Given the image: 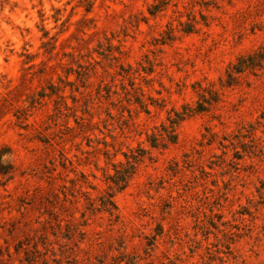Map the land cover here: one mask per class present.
I'll return each instance as SVG.
<instances>
[{
  "label": "rangeland",
  "instance_id": "rangeland-1",
  "mask_svg": "<svg viewBox=\"0 0 264 264\" xmlns=\"http://www.w3.org/2000/svg\"><path fill=\"white\" fill-rule=\"evenodd\" d=\"M1 155L0 264H264V0H0Z\"/></svg>",
  "mask_w": 264,
  "mask_h": 264
},
{
  "label": "trees",
  "instance_id": "trees-1",
  "mask_svg": "<svg viewBox=\"0 0 264 264\" xmlns=\"http://www.w3.org/2000/svg\"><path fill=\"white\" fill-rule=\"evenodd\" d=\"M2 159V155L0 156V160ZM11 169V168H10ZM0 173L2 174V175H7L8 173H9V171H7V172H5V170H2V168H0ZM117 173V175L119 174L118 172H116ZM125 177L126 176H124V178H122V183L124 182L125 183ZM113 181V183H114V185L116 186V187H118V189H123V187L124 186H121L117 181H115V180H112ZM118 185H120V186H118ZM113 196L112 195H109V198H112Z\"/></svg>",
  "mask_w": 264,
  "mask_h": 264
}]
</instances>
